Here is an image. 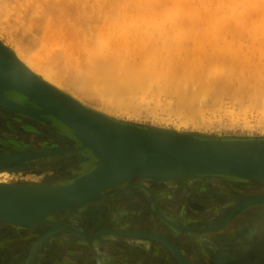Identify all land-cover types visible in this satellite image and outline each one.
<instances>
[{
	"label": "rangeland",
	"instance_id": "rangeland-1",
	"mask_svg": "<svg viewBox=\"0 0 264 264\" xmlns=\"http://www.w3.org/2000/svg\"><path fill=\"white\" fill-rule=\"evenodd\" d=\"M105 1L106 0H100L101 3H99L98 0H93V3H96L95 5H99L102 9L105 10V8L107 6L109 7L113 2V1L110 2L111 0L109 1L107 0L105 3ZM115 1L118 3H122V0H115ZM0 2H1L0 3V12H1L0 13V40L20 50L26 58L32 59V60L35 59L34 61H37L39 64H42L48 61L52 62V59L55 58V60L53 61L54 63L52 62L51 65L57 68L58 63H60L59 64L60 68H58L57 70L54 69V71L58 72V74L62 73L60 74V76L63 75L61 79L62 82H64L63 81L64 78L69 76V73L73 75V74H77V71L78 72L80 71V73L81 71H83L82 65L84 66V64H87L85 62L87 60L86 56H88L89 53H96L97 51L96 49H99V44H101L100 42L104 44L106 40H107L106 42H108V40L109 42H112L113 41L112 39L120 40L123 34V26L121 24L122 23L121 17L117 15H116L117 17L115 16L113 20H111L110 22L105 21L109 23V26H107L108 24L105 23L104 21H102V23L98 22L100 26L96 25L97 22H95V25H94V23L90 21L91 22L90 24L92 27L90 26L91 28L88 29L84 25L82 26V24L86 25L85 22L87 21V19L86 21L84 19L85 22L79 25H78V22H76L73 18L71 20V17H73L71 15L69 19L65 20V18H68L66 17L67 15H65L64 17V15H62L60 12H57L56 10H50V11L55 12V13L52 12L53 14H51V12L48 9H46L45 8L46 6L43 4L46 2H43L42 0H6V1L0 0ZM125 2H127V0H123V4ZM88 4L89 2L87 1V5ZM102 4H104L105 7ZM84 5H81L82 9ZM115 5H118V4H115ZM84 8L86 9V7ZM85 9H83L84 12H85ZM90 9L86 10L87 11L86 14L89 12L87 16H85L86 14L83 15L84 13H81L83 18L84 16L90 17L89 15H93V11L91 10L90 12ZM107 9L108 8H106V10ZM78 10H80L79 6H78ZM49 12L52 15V17L50 16ZM81 12L83 11L81 10ZM39 14H40V17H39ZM46 16L48 17L47 19L45 18ZM60 16L61 18H64V19L61 20ZM44 18L46 20L40 21L41 19H44ZM54 18H56V20H54ZM88 19L93 20V18H88ZM119 19H120V24H119L120 26L117 25L118 27L117 29L115 25L119 23L118 22ZM39 22L42 24L44 22L45 24L41 26ZM75 22H76L77 27L74 24ZM65 23H68L69 26L73 29V31H71L70 27H68V24H65ZM148 25L146 26L144 25L146 27L145 29L148 30L147 32L152 34V29H151L152 24L150 26ZM156 25L157 24H153L154 26L153 36H155L156 33H157L156 36H159L158 30L163 31L164 28L166 30L170 28L168 27V25L166 27L163 24L162 26L160 24L162 28L160 26L157 27ZM188 25L186 29H184L183 27L182 28L185 30V32L188 31L187 33H190L189 30H191L192 26L191 25L188 26ZM87 26L89 27V25ZM95 26L99 28V29L97 28V30L95 29L96 36H95V31L93 32L94 28H96ZM112 26H114L115 29H113ZM102 27L104 28L103 29L104 33L101 32L103 31ZM209 27L212 28L210 24L208 28ZM251 27L252 25H250V28ZM48 28L50 30H48ZM106 28H107V31L105 30ZM120 29L121 31L119 32ZM89 30L90 32L92 31V33H90ZM110 30L113 32L111 33ZM108 31L110 32L108 33ZM36 32L38 34H36ZM45 32H48L49 34L47 33L46 35ZM164 32H162L163 33L162 35H164ZM181 32L182 33L180 34L185 33L183 31ZM34 33L36 34V39L34 37L35 36ZM57 33H60L63 36V38L61 35ZM105 33L106 34L108 33L111 39ZM141 33L145 34L146 31L144 30V32H141ZM168 33H166V36H162L163 39L167 38L165 40L166 43L168 42V38L170 39L171 37H173V34L171 32L170 34L172 36L169 35V37H167ZM55 34L59 36H56ZM53 35H55V37H53ZM117 35H119L120 37H118ZM250 35L251 34L247 33L244 35L245 37L236 35L235 37H233V39L231 38L232 40L225 39L227 41L226 45L224 43L225 41L224 39H222L224 41L220 39L221 42H219L220 40L216 41L217 43L219 42L220 44L219 43L217 44L214 41L213 43L216 46H212L213 47L211 48L212 52L207 51L211 47V46L208 47L210 43H207V42L210 41L211 39L208 41L207 39H205L206 40L205 43L208 44L207 46L205 43L200 44L202 42V39L200 38L199 40H196L197 41L196 42L194 41L193 38H192L193 40L192 39L189 40V39H185L184 37H180L182 39L179 41L182 44L180 48L183 50L184 46L187 45V42H188V45L185 46L183 50V52H186L184 53V55L181 54L183 52H180L182 50L177 49V51L179 50L178 56H176L177 51L175 52L176 54L175 56L177 57L176 59L174 57L175 61L177 62L178 60V62H182L183 63L182 65L186 63L184 65L185 69H183L184 73L181 76H179V78L177 77L178 79L175 78L172 82H164L161 85L156 84L154 81L156 85L153 83L154 85H152L150 88L146 87L147 89L141 90L142 93L140 91L135 92L137 94L133 95L132 98H131L132 95L127 96V97L126 96L121 97L120 99H118L119 102L113 96H110V95L106 96L107 94L105 95L103 94L104 92H100V89L103 88L102 86H98L92 90L93 94L90 95L92 99H90L89 95H88L89 97L84 96V98L86 99L88 97L90 99L89 101L87 98L88 102L95 104V106H98L100 108L107 106V109L111 110L112 113L115 112L116 117H118L121 120H126L128 122H132L137 125H142L145 127L152 126V125L163 126V127H168V128L177 127V129L183 130L184 132L187 130H194V131H198L197 134L210 136L212 138H222V139H232V138L245 139V138H255V137L264 138V121H263L264 120V115H263L264 114V103H262L264 101V98H261L262 94H263L262 97H264V93H261L262 92L261 90L264 91V82H263L264 72H262L264 71V69L257 68L258 65L262 67L264 66V64H262L264 62V59H263L264 58V54H263L264 53L263 52L264 51V41L261 39L262 38L261 36L259 39V35H257L258 37L254 36L253 34H252L253 37L252 35L251 36ZM17 36H18V39H17ZM60 36H61V40L59 39ZM105 36L109 37V39H106ZM115 36H117L118 38H116ZM99 38H103V39L105 38V40L102 41L101 39L99 40ZM23 39L26 41L29 40V42H26ZM49 39L52 40V41H49L50 43L47 41ZM64 41H66V43H64ZM162 41L163 40H161L160 42ZM93 42H96V43L94 44ZM194 42L199 43V44L196 45ZM26 43L30 44L29 45L30 47L28 46V44L25 45ZM66 44H67V48L71 51V55L70 54H67L68 56H64V54L58 55L59 51L56 52L55 49L60 50L61 47L62 48L65 47ZM69 44H71V46ZM246 44H249V46H247ZM73 45H75L76 48ZM195 45L196 47L199 46V48H200V45H203L207 48H204V49L200 48L202 52L201 51L199 52V48H196L197 50L194 48L195 52L198 51V53L194 55L193 54L194 51L191 52L192 51L191 49H193V46ZM240 45L243 47L244 45H246V47L243 48ZM26 46H28V49L27 51L24 52V49L26 50ZM229 46L233 48L231 49ZM228 47L231 50L228 51ZM93 48L95 51L91 50ZM236 48H238L237 51H236ZM251 48H255V49H252V51L254 50L253 52L251 51ZM260 48L262 51L259 50ZM73 49H76L75 50L76 56L73 55L74 54ZM202 49L203 50L207 49L206 51L208 52L209 55L207 56L206 53H204ZM249 49H250L249 52H252V53H250V55L249 54L245 55V53ZM29 50H31L30 51L31 53L29 52ZM243 50L245 52H243ZM221 51L223 52V54H227L226 51H228V55L227 56L225 55L226 57L225 59H227L226 60L227 64H226V61H225V64L226 65L232 64L230 65L232 66L231 68L224 67L225 66L223 63L224 62L223 60H225L223 58L224 56L215 57L216 55L218 56L223 55ZM230 51L232 52L233 55L229 53ZM260 51L263 53L262 54L259 53ZM52 52L54 53L56 52V53L53 54ZM82 52H84L83 56L82 54H80ZM215 52L216 53L221 52V53L219 55V53L215 54ZM179 53H180V57L181 58L183 57V60L179 58ZM200 54L201 55L204 54L203 56L206 55L205 57H207L208 60L205 57H203L199 64L200 57H202ZM212 54H214L215 56L214 55L212 56ZM257 54L258 55L261 54L260 57H258ZM79 56H82V59L84 60H82ZM249 56H251L252 58ZM209 57L211 58V60ZM212 57L214 58L212 59ZM254 57L257 60H255ZM69 58L70 59L72 58L71 61H68L70 60ZM73 58L74 60H77L79 63L82 62V65H80V67L78 66L79 68H81V70L79 69L77 71H73L74 66L70 64ZM250 58H251V61H249ZM259 58H262V59L259 60ZM252 59L255 61H252ZM167 60L168 62L170 61L172 63L171 60L169 59ZM248 61L250 63H248ZM257 61H259V63ZM169 64L166 63V65H169ZM203 64L206 65L205 67L206 69L207 67H209L210 69L209 68L207 69L208 75L206 76V78L202 77V78H205V80L202 78H201L202 80H200V78H198L199 71L197 70L202 68V66H204ZM253 64L254 65L258 64V65L254 66ZM250 65L252 68L250 67ZM70 66L73 68H71ZM86 66L87 65L84 66V69ZM235 67L237 68L235 72L236 74H232ZM75 68H76V65H75ZM242 68L245 69V71H242L243 70ZM253 68L256 70V72ZM251 70L253 71V73H255V76L253 75L249 77V73L252 72ZM260 71L262 74L260 73ZM83 72H85V70ZM257 72L261 75L258 76L259 74ZM242 74L246 75V77L242 76ZM181 77H183V79H186L189 82H192L191 86H193L194 89L196 88V90L192 89L191 86L186 85V88L188 87L186 91H188L187 93L195 91L198 99H196L197 101L193 106L191 105L189 107L187 106L183 108L181 107V110H179L180 107H178L179 106L178 97L179 98L181 97L180 95H182L181 93H183L182 92L183 90H181L180 87L173 85L172 83L176 81L178 82V80L182 79ZM192 77H194V79H191ZM237 77H240L239 78L240 83L238 82ZM206 79H207V82H206ZM193 80L197 81L195 87H194L195 81ZM226 82L230 84L226 85L227 84ZM217 83L219 84L217 85ZM198 84H199V87L197 89ZM215 84L218 86L217 88ZM239 84H242V85H239ZM66 85L67 84H65L64 86L67 87ZM167 85L170 88L166 87ZM75 86H73V88L72 87L70 88L67 87V88H69L70 90L75 89V88L79 89L78 87H75ZM255 87L258 89H256ZM214 90L218 92L214 93L215 92ZM74 91L77 92L78 90L75 89ZM199 91H201L202 93L201 92H200L201 94L197 93ZM258 91L260 94H257ZM98 92H99V95H98ZM8 93H11L10 95H20L14 92H8ZM93 95L95 96L94 98L92 97ZM211 97H214V98H211ZM112 99L114 100V102H112L113 101ZM122 99L123 101H121ZM130 99L132 100L130 101ZM102 101H104V103ZM155 101H157V106H156ZM131 102L132 104H130ZM197 102L199 103L197 104ZM125 103L126 104L128 103L126 107H125L126 105ZM122 104H125V105L122 106ZM199 104L200 105L202 104V106H200ZM33 105L35 104L33 103ZM151 105L152 107L156 106L157 108H154L155 110L152 109L153 111L150 112L149 107H151ZM133 106L136 110L133 108ZM30 107L34 109L39 108L37 105H35V107H32V106ZM48 116H51V115L43 116L44 118L47 119V121L37 120L26 114L13 111L7 108L5 105L0 103V155L8 156V155L16 154L22 151H25V152L26 151H38V150H45V149H50V148L60 147V146H69V147L76 148V150L71 151L73 152V154L58 158L59 160H57L56 156L60 154H57L45 160L40 159L41 161L34 162L33 164L27 166L28 168L34 167V166H36L37 168V169L32 168V171L30 173H35L37 175L42 173L43 175L46 174L49 177L53 176L59 179L60 181H65L66 183H70L76 177L82 175L85 172L92 170L97 165L98 159L93 155V152L91 149H88L86 147L79 148L82 146V144L79 141V139L76 137L75 133L71 131V129H69L64 124L56 120L54 117H53L54 118V121H53V119L49 118ZM60 156H63V155H60ZM209 175H213V174H198L192 177H181L177 179V181L179 180L182 182H185V181L188 182V181L195 180V182L200 183L202 181L208 180ZM188 187L186 188L187 195L185 197V201H187L186 205L188 206V207L186 206L187 208L179 209L180 208L179 205H176L173 203L172 204L167 203L165 207H168L171 210V212H169L170 214L175 215V213H178L180 216H182L181 220H184L185 221L184 223L187 224V225L184 224L183 221L180 220V223L176 224L178 228L185 229V230L186 229L194 230V223H195L194 219H195L196 213L198 214L197 217L199 219L202 217L203 220H209V217H206V219H204L203 217L207 212H209L206 209L203 210V206H204L203 203L205 200L208 201L209 198L207 199L195 198L194 197L195 188L193 187L188 188ZM203 189H209V186H203ZM193 199H197L200 204L197 203L198 205L196 206V204L193 201H191ZM261 199H264V196L255 197V198L250 197L246 199L244 203L241 204V206H243L245 202L247 201L248 202L262 201L259 204L263 205L264 200H261ZM121 203L118 204L120 206H116L117 205L116 204L114 206V209L113 208L110 209V207L104 208L105 212L112 213L110 215L111 222H113L114 224H117L118 226H122L126 228H131V229L145 228L147 232H150V233L155 232V231L158 232L157 231L158 227H156V225L153 223L155 220L159 221L160 217H165L162 214V212L158 210V208H156L152 212L151 207L149 206L150 209L147 208V210H144V211L141 210L140 212L136 213L134 210L126 208V206ZM88 205H90V203ZM255 205H252L251 208ZM168 208L166 209L169 210ZM245 209L244 210L246 212L244 211L243 212L244 214L248 212L247 209H250V207L247 206L245 207ZM115 210H118L117 212H120L124 216L120 215L119 217H116L117 214L115 213ZM66 212H67V215H69L70 212L68 211ZM234 213L232 212L231 214H229L226 217V219L229 220L233 216ZM90 215L91 214H80V215L75 214L69 219V221H63V222L51 218L49 222L50 225L48 226V228L55 227L56 229L45 235L42 242L36 248L32 256H31L32 244L38 238H40L48 228H43V226L40 224H35L34 226L32 225V226L21 227V226L7 225V224L0 223V264H180V261L178 259V253H179L178 249L175 246L172 247L169 244V242L165 239L163 240L153 239L151 237H146V236L107 235L104 238H100V239L98 238V240H95V239H90L89 237L81 236V234L83 233L89 234L92 231L95 232L98 228L96 225L87 224V221ZM237 215L236 216L234 215V216L237 217ZM263 215L264 213L262 214L257 213V214H253L250 218L246 219V222L250 221L248 223L249 227L247 228L249 229V231H252L253 233H255V235L260 237L261 243H263L261 237H264V216ZM203 222L204 221H202V223ZM148 240L154 241V243H157L159 246L153 245L154 247H152V245L148 244ZM174 249H177V251H175ZM241 264H264L263 249L261 251L258 248V251L253 254L250 260H245Z\"/></svg>",
	"mask_w": 264,
	"mask_h": 264
},
{
	"label": "bare ground",
	"instance_id": "bare-ground-1",
	"mask_svg": "<svg viewBox=\"0 0 264 264\" xmlns=\"http://www.w3.org/2000/svg\"><path fill=\"white\" fill-rule=\"evenodd\" d=\"M42 1L46 2L43 4L46 6L45 8L48 9L49 11L50 10H56L57 12H60L62 15H64V17H65V15H67L66 17H68V18H65V20L69 19L71 16H73V17H71V20L73 18L76 22H78V25H79V24L84 23L87 19V21L85 22L86 25L82 24V26L84 25L88 29H90L92 27L90 24L91 22H93L94 25H95V22H97L96 25L100 26L99 23H102V21H104V22L109 21L110 22L117 15V16L121 17V22H122L121 24L123 26V34L121 33L122 34L121 39L120 40L112 39L113 40L112 42H109V40H108V42H106L107 41L106 40L104 42V44H102V42H100L101 44H99V49H96L97 50L96 53H89V55L86 56L87 60L85 62L87 64H84V66L87 65L88 67L86 66L85 69H84V66L82 65V62L79 63L77 60H74V58H73L72 62H70V64L74 66V68L70 66L71 68L74 69V70L73 69L72 70L73 71H77L79 69L81 70V68H79V67H80V65H82V67H83L82 70L83 71L85 70V72L81 71V73H80V71L79 72L77 71V74L72 73L73 75H71L68 72L69 78L68 77L64 78V80H63L64 82H62V80H61L63 75L60 76V74H62V73L58 74V72L54 71V69L57 70L58 68H60L59 67L60 63H58V66L56 64L57 68L55 66H54L55 67L54 68L51 65L52 62L55 60L54 57H53L54 59H52V62H49L47 60L48 62H44L42 64H39L37 61H34L35 59L32 60V59L26 58L20 50L14 48L13 46L8 45L6 42H3L2 40H0V42H1L0 43V63H6V64H10L12 66L17 67L18 69H20L24 73L32 76L33 78H35L36 80L41 82L46 87L62 94L69 101L79 105L80 107L87 109L88 111L94 113L99 118H103V119L108 120L110 122L121 123L124 125H129V126H134V127H142V128H145L148 131L153 132V133L159 131L162 133L178 135L180 133H198V131L187 130L184 132L183 130L177 129V127H175V126H174L175 128H168V127L157 126V125H152L151 127L140 126V125H137L135 123L119 119L118 117H116L115 112L112 113L111 110L107 109V106L100 108L98 106H95V104L88 102L87 98L91 94H93L92 90L98 86L103 87L102 89H100V92H104L103 94H105V95L107 94L106 96H108V95L113 96L118 101V99H120L121 97H124V96L127 97V96L132 95L131 96V98H132L133 95L137 94L135 92H139V91L141 92V90L147 89L146 87L150 88L155 83L161 85L164 82H172L175 78L178 79L179 76H181L184 73L183 69H185L184 65L186 64L185 63L184 65H182L183 64L182 62H178V60H177V62L175 61V59L177 58L176 56H178L179 50H182L180 48V46L182 44L179 42L180 40H182L180 37H184L185 39H189V40L193 38L194 41L199 40V38H200V39H202V42L200 41L201 42L200 44H204L206 41L205 39H207V41L211 39L210 41L207 42V43H210L209 46L207 43H205L208 47L211 46L209 50H207V49L203 50L204 48H207V47L200 45V48H203L202 50L204 53H206L207 56L209 55L207 51L212 52L211 51V48H213L212 46H216L213 42L215 41V43H217L216 41H219L220 39L221 40L222 39L232 40L233 37H235L236 35L237 36L240 35L241 37H245L244 35L249 33L251 35L253 34L256 37H258L257 35H259V39L261 36L262 37L261 39L264 41V39H263V37H264V0H127V2H125L124 4H123V0H122V3H118L115 0H111L110 2H112V1L113 2L111 5L109 4L110 5L109 7L108 6L106 7V8H108L107 10H106V8H105V10L102 9L99 5H95L96 3H93V0H42ZM87 1L89 2V4H88L89 6L87 5ZM91 1H92V3H91ZM98 1H99V3H101L100 0H98ZM106 1H105V3H106ZM113 3H114V5H113ZM115 4H118V5H115ZM81 5H84L83 9H85L84 7H86L85 12L81 8ZM102 5L104 6V4H102ZM78 6L80 7V10H78ZM89 9H90V12H91V10L93 11V15H89L90 17H85L89 14V12L86 14V12H87L86 10H89ZM44 10H42V11H44ZM81 10L83 12H81ZM50 12H51V14L55 13L53 11H50ZM50 12H49V14H50ZM81 13H84L83 15L86 14L84 16V18L81 15ZM51 14H50V16L52 17ZM55 15H54V17H55ZM39 17H40V14H39ZM45 18L47 19L48 17L46 16ZM45 18L41 19L40 21L46 20ZM88 18H93V20L92 19L89 20ZM60 19L62 20L64 18H61V16H60ZM84 19H85V21H84ZM54 20H56V18H54ZM82 20H83V22H82ZM58 22H60V21H58ZM76 22L74 23L75 25H76ZM118 22L119 23L116 22L117 23L115 25L116 27H117V25L120 26L119 25L120 19ZM105 23H107V22H105ZM39 24L42 26L45 23L43 22V24H42L39 22ZM65 24H68V23H65ZM107 24H108L107 26H109V23H107ZM148 24H150V25L152 24L151 25L152 34L147 32L148 30L145 29L146 28L145 26ZM153 24H157L156 25L157 27H159L160 24H161V26L163 24L166 27L168 25V27H170V28L167 30L164 28L163 31L162 30L159 31L157 28V30L159 32V36H156L157 35L156 32H155L156 35L153 36V32H154ZM188 24L192 26L191 30H189L190 33H187L188 31L185 32V30H184V29H186ZM209 24L212 26V28L211 27L208 28ZM56 25H58V24H56ZM59 25H60V23H59ZM87 25H89V27ZM150 25H148V26H150ZM250 25H252L251 28H250ZM82 26H81V28H82ZM68 27H70L69 24H68ZM76 27H77V25H76ZM103 27H102V30L104 29ZM112 27H113V29H115L114 26H112ZM112 27H111V29H112ZM97 28L98 27L94 28V30H93V32L95 31V36H96ZM108 28H110V27H108ZM148 28H150V27H148ZM70 29H71V31H73V29L71 27H70ZM117 29H118V27H117ZM48 30H50V29L48 28ZM105 30L107 31V28ZM144 30L146 31V33L142 34L141 32H144ZM110 31H108V33ZM120 31H121V29L119 30V32ZM181 31H183L185 33L180 34V33H182ZM83 32H84V30H83ZM89 32H90V30H89ZM101 32L104 33V30ZM112 32L113 31H111V33ZM162 32H164V35H162L163 34ZM170 32L173 34V37H171L172 35L170 34ZM11 33H13V32H11ZM47 33L48 32H45L46 35H47ZM90 33H92V31ZM108 33L107 34L105 33V34L108 35ZM140 33H141V35H140ZM166 33H168L167 37H169V35H171L170 36L171 38L170 39L168 38L169 43L165 42V40L167 38L166 39L162 38V36H166ZM36 34H38V33L36 32ZM36 34L34 36L35 39H36ZM40 34H41V32H40ZM57 34L61 35L60 33H57ZM57 34H55V35L59 36ZM100 34H99V36H100ZM121 34H119V35H121ZM55 35H53V37H55ZM119 35H117V36L120 37ZM253 35H252V37H253ZM12 36H13V34H12ZM26 36H28V35H26ZM61 36L59 38L60 40H61ZM117 36H115V37L118 38ZM105 37H106V39H109L110 36L109 37L105 36ZM33 38H31V39H33ZM62 38H63V36H62ZM17 39H18V36H17ZM100 39L102 41L105 40V38L104 39L99 38V40ZM110 39H111V37H110ZM60 40H59V42H60ZM161 40H163V41L160 42ZM221 40L219 42H221ZM224 40H222V41H224ZM226 40L224 41L225 45L227 42ZM24 41H26V40H24ZM39 41H40V39H39ZM47 41L49 42L52 40L49 39ZM248 41H250V40H248ZM26 42H29V40ZM32 42H33V40H32ZM21 43H23V42H21ZM64 43H66V41H64ZM90 43H92V42H90ZM93 43L95 44L96 42H93ZM27 44L28 43H26L25 45H27ZM76 44H78V43H76ZM97 44H98V42H97ZM195 44L198 45L199 43H195ZM29 45L30 44H28V46ZM69 45L71 46V44H69ZM187 45H188V42H187ZM187 45H185V46H187ZM196 45L193 46V49H191L192 50L191 52L194 51L193 52L194 55H196L198 53V51L195 52V49L199 48V46L196 47ZM246 45L249 46V44H246ZM246 45H244V47L241 45L240 46L245 48ZM28 46H26V50L24 49V52L27 51ZM53 46H54V44H53ZM73 46H75V45H73ZM95 46H97V45H95ZM185 46H184V48H185ZM65 47H63V48L61 47L60 50L55 49V51L56 52L59 51L58 55L59 54H64V56H68L67 54L71 55V51L67 48V44L65 45ZM229 47H228V51L233 48V47H230L231 49H229ZM250 47H251V45H250ZM252 47H253V45H252ZM75 48H76V46H75ZM94 48L91 50L95 51ZM184 48H183V50H184ZM186 48H188V47H186ZM200 48H199V52L201 51ZM177 49H179V50L177 51ZM237 49L238 48H236V51H237ZM252 49H255V48H251V51H252ZM73 50H74V52H73L74 54L73 53L72 54L74 56H76V54H75L76 49H73ZM183 50L180 52H183ZM257 50H255V51H257ZM259 50H261V48ZM30 51L31 50H29V52ZM176 51H177V55L175 54ZM228 51H226L227 54H223V52L221 51L223 55H220L221 52L220 53L217 52V53H219L220 56H218V55L215 56L214 54H212V56L213 55L215 57L224 56L223 58L225 59L226 58L225 55L226 56L228 55ZM249 51H250V49L247 52H249ZM261 51L259 53L262 54L264 51L263 52H261ZM40 52H41V50H40ZM243 52H245V51L243 50ZM252 52H249L247 54L245 53V55H248V54L250 55V53H252ZM52 53L55 54L54 52H52ZM184 53H186V52H183L181 54L184 55ZM217 53L215 52V54H217ZM229 53H231V55H233L231 51ZM235 53H234V55H235ZM80 54H82V56H83L84 52H82ZM203 55H201L202 57H200L199 64L201 62V59L206 56V55L205 56H203ZM260 55H258V57H260ZM82 56H79V57L82 59ZM174 57H175V59H174ZM249 57H251V56H249ZM179 58L181 60H183V57L182 58L180 57V53H179ZM205 58L207 59V57H205ZM213 58L214 57H212V59ZM251 58L249 61H251ZM262 58H259V60ZM45 59H47V58H45ZM71 59L68 61H71ZM167 59L171 60L172 63L169 61L170 62V64H169ZM62 60H63V58H62ZM82 60H84V59H82ZM210 60H211V58H210ZM226 60L227 59L223 60L224 61L223 63L225 65V66L224 65L223 66L226 68H231L232 66H230V65H232V64L226 65L227 64ZM255 60H257V59L255 58ZM255 60L252 59V61H255ZM225 61H226V64H225ZM249 61H248V63H250ZM59 62H61V61H59ZM257 62L259 63V61H257ZM166 63H168L169 65H166ZM262 64H264V62ZM75 65H76V68H75ZM257 65L258 64H255L254 66H257ZM200 66H202V65H200ZM259 66L260 65H258L257 68L264 69L263 68L264 66L263 67L262 66L259 67ZM205 67H206V65L202 66V68L197 70V71H199V77L198 78H200V80H202V79L205 80L206 76L208 75L207 69L209 67H207V69ZM250 67H251V65H250ZM262 69H261V71H262ZM60 70H59V72H60ZM236 70H237V68L235 67L232 74H236L235 73ZM186 71H187V69H186ZM242 71H245V69H243ZM261 71H260V73H261ZM255 72H256V70H255ZM262 72H264V71H262ZM241 73H243V72H241ZM261 74H259L258 76H260ZM74 75H76V76H74ZM253 75L255 76V73H253V71L251 73H249V77H251ZM242 76L246 77V75H244V74H242ZM5 77H6V74H5L4 70L0 67V95H3V97L6 100H10L9 98L5 97L6 94L8 92H14V93H17V94H20V95L26 97L30 102L32 101L31 103L36 101L35 98L24 93L23 91H17V90L5 87V83H4ZM202 77H205V78H202ZM181 78L182 79L178 80V82L176 81V82L172 83L173 85H176V86L180 87L181 90H183L182 91L183 93H181L182 95H180L181 97L180 98L178 97V99H179V102H178L179 106L178 107H180L179 110H181V107L183 108L186 106L187 107H189L191 105L193 106L197 101L196 99H198L195 91L189 92V93H187L188 91H186L188 88V87L186 88V85L191 86L192 82H189L186 79H183V77H181ZM239 78L240 77H237L238 82H239ZM191 79H194V77H192ZM154 81H155V83H154ZM193 81H195V84H194V87H195L197 81L196 80H193ZM206 82H207V79H206ZM61 83H63L64 85L67 84L66 86L69 88L70 87L73 88V86L76 85L75 87H78L79 89H77L75 87L74 88L76 90H78L79 92L74 91L75 89L70 90L69 88L65 87ZM226 83H227L226 85L230 84L228 82H226ZM218 84L219 83H217V85ZM217 85H216V88L218 87ZM239 85H242V84H239ZM166 87H169V86L167 85ZM172 87H174V86H172ZM191 87H192V89H194L193 86H191ZM198 87H199V84L197 86V89H198ZM2 88L4 90H2ZM256 89H258V88H256ZM190 90H191V88H190ZM194 90H196V88ZM261 91H262L261 93H264L263 90H261ZM200 92L201 91H199L197 93H200ZM216 92H218V91H215L214 93H216ZM79 94H81V95H79ZM257 94H260L259 91ZM98 95H99V92H98ZM84 96H88V97L85 99ZM262 96H263V94H262ZM262 96H261V98H264ZM92 97L94 98L95 96L93 95ZM203 98H205V97H203ZM211 98H214V97H211ZM90 99H92L91 96H90ZM90 99L88 98L89 101H90ZM114 100L112 102H114ZM126 100H127V98H126ZM131 100L132 99H130V101ZM11 101H14V100H11ZM98 101H100V100H98ZM121 101H123V99ZM261 101H262V99H261ZM14 102L17 103L16 101H14ZM102 102L104 103V101H102ZM112 102H111V104H112ZM155 102H156V106H157V101H155ZM198 103L199 102H197V104ZM262 103H264V101ZM17 104L20 105L19 103H17ZM107 104H108V102H107ZM125 104H122V106ZM127 104L125 105V107L127 106ZM130 104H132V102ZM153 104H155V103H153ZM156 106L152 107V105H151V107H149L150 112L155 110L154 108H157ZM200 106H202V104ZM25 107H27V106H25ZM40 107H41L40 109H42L43 112L39 113V115H41V116L51 115L56 120H58L59 122L64 124L66 127L71 129V127H69V125H67L64 121L59 119L53 113H51L50 111H48L47 109H45L42 106H40ZM131 107H132V105H131ZM197 107H198V105H197ZM133 108H134V106H133ZM141 108H142V106H141ZM137 110H139V109H137ZM34 114H37V113H34ZM71 131H73V130L71 129ZM194 136H197V135H194ZM197 138H200V137H197ZM214 139H216V138H214ZM55 148L69 149L72 147L60 146V147H54V148L45 149V150H38V151H40V152H42V154H44V152L50 151V150L55 149ZM38 151H31V152H38ZM65 152H69V151L65 150L64 152L59 153V154L61 155V154H64ZM31 155H33V154H31ZM55 155H57V154H55ZM55 155L34 157V159H30L31 161L27 160V161L21 162V163H16L18 161L6 162V161H2L0 159V191L5 196H7L9 199H12L13 201H15L16 203H18L20 205L26 206V208L39 207V206L47 205V204L63 197L69 190L68 183H65L64 181H60L59 179H57L56 177H53V176L49 177L46 174L43 175L41 173V174L37 175L35 173H30L32 171V168L35 169L36 166L33 165L34 167H29V168L27 167V166L33 164L34 162L41 161L40 159L45 160V159H48L49 157H53ZM22 163H23V165H22ZM184 172H188V170H186L180 166H177V165H168V164L162 165L159 167H155L153 169L143 170L142 172H140L138 175H136L133 178H127V179L123 180L122 182L115 183V184L111 185L110 187L105 188L104 190L100 191L97 195H95V197L93 199H91L87 202L80 203V204H77V205L69 207V208H64V209H60L58 211H54V212L50 213L49 215H47L44 219L37 220L33 223H39L40 225H42L44 227L45 224H48L50 222V220L47 219L48 217H53L55 214L60 213V212L68 211L71 213L74 209L81 207L83 205H86L88 203L99 202L106 195L105 193H108V192L115 190L120 185H123L125 183L136 184L135 182H133V181H135L133 179L139 180L140 181L139 183L141 186L151 185L152 183L160 185V186L161 185L162 186H165V185L168 186L170 184H172V185L175 184L177 179H179V175L183 174ZM221 175H225V174H221ZM226 176H231V175H226ZM231 177H235V176H231ZM236 178H239V177H236ZM248 180H251V179H248ZM253 181H256V180H253ZM178 182H179V180H178ZM260 183L264 184V182H260ZM261 202L262 201H255V202H251V201L248 202L247 201L234 214L237 215L238 213H241V215H242V214H244L243 212L246 210L245 207L249 206L251 208L252 205H255V204L257 205ZM235 216H233V218ZM162 221L164 223L163 226H167L169 229H171L173 227V223L170 220L162 217ZM0 223L7 224V225L21 226V227L28 226V224H26L24 222L11 221L7 218H2V217H0ZM122 231H129L131 233L135 232V233H139V234L145 233L143 230H133V229H127V228H112L110 226H105L101 229L100 232H96L95 234H86V235H90V236L94 235L97 238H101V237H104L107 235H122V234H120ZM126 234H128V233H126ZM128 235H130V234H128ZM151 235L157 236V234H151Z\"/></svg>",
	"mask_w": 264,
	"mask_h": 264
},
{
	"label": "water",
	"instance_id": "water-1",
	"mask_svg": "<svg viewBox=\"0 0 264 264\" xmlns=\"http://www.w3.org/2000/svg\"><path fill=\"white\" fill-rule=\"evenodd\" d=\"M0 67L6 74L5 87L23 91L35 98L36 101L33 100L35 105L39 108L44 107L71 127L82 144L79 148L91 149L98 159L97 165L92 170L68 183L69 190L63 197L47 205L26 208L0 191V217L2 218L24 222L28 226L39 224L33 222L44 219L54 211L87 202L105 188L127 178H133L143 170L167 164L188 170L179 175V178L198 174H225L264 182V138L214 139L197 133L178 135L159 131L153 133L142 127L110 122L69 101L62 94L46 87L17 67L6 63H0ZM3 88L2 90L5 89ZM0 103L13 111L47 121L39 115L43 112L42 109L18 105L14 101L6 100L3 95H0ZM65 150L70 152L76 148H55L44 154L40 151H22L8 156L0 155V159L21 163L34 157L59 154ZM55 229V227L48 228L32 244L31 256L45 235ZM126 233L131 236L160 239L158 236H152L153 233L150 232L139 234L122 231L120 234L128 235ZM81 236L96 237L86 234ZM178 259L180 264H185L183 259L180 257Z\"/></svg>",
	"mask_w": 264,
	"mask_h": 264
},
{
	"label": "flooded vegetation",
	"instance_id": "flooded-vegetation-1",
	"mask_svg": "<svg viewBox=\"0 0 264 264\" xmlns=\"http://www.w3.org/2000/svg\"><path fill=\"white\" fill-rule=\"evenodd\" d=\"M10 94L11 93L6 94V97L10 100H14L17 103L25 106L35 107V105L29 102L26 97ZM48 117L54 121L53 117ZM71 154H73V152H65L64 154H61L63 156L57 155L56 158L59 160L58 158ZM133 180H135L133 182L136 184L125 183L120 185L115 190L105 193L106 195L99 202L90 203V205H88V203L83 205L84 207H78L69 213V215H67V212H60L55 214L53 217H48L47 219L51 220V218H53L63 222L69 221V219L75 214L77 215V213L79 215L91 214L88 218L87 224L96 225L98 227L95 232L92 231L89 233L95 234L105 226H110L112 228H126L111 222L110 215L112 213L105 212V207L114 209L116 204V206H120L118 204L122 202L121 204L125 205L126 208L132 209L137 213L141 210H147V208L150 206L152 212L158 208V210H160L165 216L164 218L170 220L173 223V227L169 229L167 226H163L164 223L162 221V217H160L159 221L155 220L153 223L156 225V227H158V232L155 231L152 233L157 234V236L162 240H167L172 247L175 246L179 251L178 257L183 259L185 264H241L245 260H250L253 254L258 251V248L261 251L263 249L264 254V237H261L263 241V243H261L260 237L255 235V233L252 231H249L247 228L249 227L248 223L250 221L246 222V219L250 218L253 214L264 213V204H257L252 208L247 209L248 212L246 214L241 215V213H238L237 216L239 218L237 217L238 220L235 224L229 223L230 221L226 219L229 214L236 212L246 199L250 197L255 198L264 196V184L260 183L259 181L236 178L221 174L209 175L208 180L202 181L200 183L195 182V180L188 182L177 181L176 184H170L168 186H160L153 183L151 185L141 186L139 180ZM203 186H209V189H203ZM187 187L195 188V198H209L208 201L205 200L203 203V210L206 209L209 211L203 217L204 219L209 217V220H203L202 217L199 219L197 217L198 214L196 213L194 219V230L178 228L176 224L180 223L182 216H180L178 213H175V215L170 214L169 212H171V210L168 207H165L167 203H173L179 205V209L187 208V201H185ZM191 201H193L196 206L198 205L197 203H199L197 199H193ZM117 211L118 210H115V213L117 214L116 217H119L120 215L124 216ZM233 216L231 218H233ZM181 221H183V223L185 222L184 220ZM202 221L204 222L202 223ZM49 225V223L45 224L43 228H47ZM229 225H234L237 228V233L234 234L235 241L241 240L242 243H244L243 246L245 249L242 250L243 252L241 254H239L241 250L238 253L231 252L232 246H230L228 243L227 234L223 237L224 239H222V242L225 243H223L219 248H217L218 246L216 242H222L216 241V238H213L214 241H211L209 239V235L206 236V238L204 237L205 234H209L215 229H221L226 226L228 227ZM133 230H143L144 232H147L145 228ZM89 238L98 240L97 237ZM201 242L202 244H200ZM148 244L152 245V247L155 245L159 246L157 243H154V241L150 240H148ZM177 249L174 250L177 251Z\"/></svg>",
	"mask_w": 264,
	"mask_h": 264
},
{
	"label": "crops",
	"instance_id": "crops-1",
	"mask_svg": "<svg viewBox=\"0 0 264 264\" xmlns=\"http://www.w3.org/2000/svg\"><path fill=\"white\" fill-rule=\"evenodd\" d=\"M238 217V216H237ZM239 218V217H238ZM237 218L235 217V218H232L231 220H228V221H230L229 223H233V224H235L236 222H237ZM237 233V228H236V226H234V225H229L228 227L226 226V227H223V228H221V229H215V230H213V231H211V233H209V234H205L204 235V237L206 238V236H210L209 237V239L211 240V241H214L213 240V238H216V241H219V242H222L223 240L222 239H224L223 237L227 234V237H228V243H229V245L230 246H232V250H231V252H235V253H238L240 250V253L239 254H241L243 251L242 250H244L245 248H244V243H242V241L241 240H236L235 241V238H234V234H236ZM231 234H232V237H231ZM213 236V237H212ZM230 241V242H229ZM238 242V243H237ZM217 243V248H219L220 246H222V244L223 243H225V242H222V243H218V242H216ZM200 244H202V242L200 243ZM234 246H235V248H234Z\"/></svg>",
	"mask_w": 264,
	"mask_h": 264
}]
</instances>
